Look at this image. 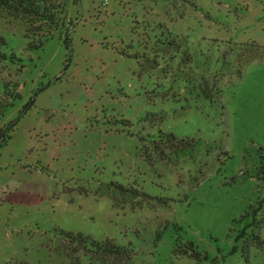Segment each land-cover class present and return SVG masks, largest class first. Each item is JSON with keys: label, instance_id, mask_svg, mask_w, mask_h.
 <instances>
[{"label": "rangeland", "instance_id": "obj_1", "mask_svg": "<svg viewBox=\"0 0 264 264\" xmlns=\"http://www.w3.org/2000/svg\"><path fill=\"white\" fill-rule=\"evenodd\" d=\"M66 12L69 45L39 49L0 16V51L21 59L0 63L19 93L2 121L14 124L4 177L41 190L37 206L0 210V264H68L58 230L129 247L126 264H264L253 248L245 261L233 223L264 196V0H80ZM157 132L188 146L157 155ZM110 182L168 206L115 205ZM187 243L208 261L180 254Z\"/></svg>", "mask_w": 264, "mask_h": 264}, {"label": "trees", "instance_id": "obj_2", "mask_svg": "<svg viewBox=\"0 0 264 264\" xmlns=\"http://www.w3.org/2000/svg\"><path fill=\"white\" fill-rule=\"evenodd\" d=\"M79 1L0 0V16L20 25L22 35L27 40V48H42L46 41L53 38L62 39L64 45L68 46L72 23L67 18L66 11L68 5L77 4ZM158 38L154 37V41L160 42L161 40H157ZM149 39L148 37L147 40ZM3 45H5V41L0 39V47ZM2 62L14 65L21 63V59L13 53L7 54L0 51V63ZM20 70L21 66L16 69L18 72ZM17 98H19L17 82L0 83V150L10 139V132L14 126V124L8 125L2 121L6 111ZM31 103H33V99L29 104ZM146 138L152 152L161 156L164 155L165 150H169L171 147L188 146L186 141L171 133L157 132L155 136H146ZM174 143L176 145H173ZM260 159L261 162L254 168V176L264 188V156L261 154ZM105 194L115 205L150 207L153 203H157L162 207L168 206L166 199L152 197L144 193L142 189L113 182L109 183ZM233 223L235 224V239L241 241V252L245 261L247 262V252L250 248L261 252L264 256V241L260 236V230L264 226V196L255 204L247 206L233 220ZM57 236H59L60 242L58 249L67 258L68 264H126L131 258L132 251L129 247L116 246L108 239L96 241L80 233H67L62 230L57 231ZM181 252L180 254L195 261H208V255L196 252L191 243H187ZM210 263L218 264L217 257Z\"/></svg>", "mask_w": 264, "mask_h": 264}, {"label": "crops", "instance_id": "obj_3", "mask_svg": "<svg viewBox=\"0 0 264 264\" xmlns=\"http://www.w3.org/2000/svg\"><path fill=\"white\" fill-rule=\"evenodd\" d=\"M5 167L6 164L2 165V160L0 159V210L2 211L3 207L7 205V203H11V202L16 203L15 206L18 207H28L31 206L29 201H33L32 205L37 206V202L41 200L40 197L41 190L27 189L28 190L27 191V190L19 189L17 186L12 189L11 186L7 185V180L4 177L6 174ZM15 168L18 171L17 166ZM20 168L24 169L23 166H21Z\"/></svg>", "mask_w": 264, "mask_h": 264}]
</instances>
